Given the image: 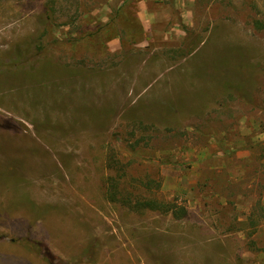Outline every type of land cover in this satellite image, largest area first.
<instances>
[{
  "label": "rangeland",
  "instance_id": "374dc122",
  "mask_svg": "<svg viewBox=\"0 0 264 264\" xmlns=\"http://www.w3.org/2000/svg\"><path fill=\"white\" fill-rule=\"evenodd\" d=\"M263 13L0 0V264H264ZM110 161L186 215L108 202Z\"/></svg>",
  "mask_w": 264,
  "mask_h": 264
},
{
  "label": "trees",
  "instance_id": "16d2710c",
  "mask_svg": "<svg viewBox=\"0 0 264 264\" xmlns=\"http://www.w3.org/2000/svg\"><path fill=\"white\" fill-rule=\"evenodd\" d=\"M252 25L255 30L262 32V34L264 35V13L258 18H254ZM112 37H115V36L112 35ZM16 56L18 57L17 54ZM222 60L223 59H220L216 65H220L221 67L226 66L227 64L226 60H223V61ZM46 68L47 70L45 72V75L48 70L50 69L53 70V68H55L61 74L71 73L70 70L66 69L65 67L59 66L56 62H52V61L47 63ZM36 71L38 72V70L35 69L34 72ZM235 71H234L235 74H237L236 69ZM239 72L240 71L238 70V73ZM72 73L74 74V71H72ZM238 80L239 81H237V79L235 80L232 79L231 81L234 84H239L241 80V76L239 75H238ZM226 83H227V80L224 81L222 85L224 86L226 85ZM240 84H241L240 86L241 88L242 83ZM111 162L112 161H110V163L108 164H110V168L114 169L113 170L114 174L109 176L106 182L107 187L105 190V197L108 202L118 203L136 212H142L144 210H149V211H157L163 214H170L175 219H181L186 215V209L183 206L177 205V203L175 202H169L161 198H158L154 192L150 193L151 191L150 187L152 186L150 181L143 182L141 180L132 179L134 180L136 184L134 186H131L130 181L125 179L126 174L124 172L119 173V169L115 167L117 164V161H113L112 165H111ZM129 186L131 187L132 190H130ZM155 186H156V189H158L159 183H157ZM139 188H143L145 189V191H142ZM247 219L249 220V225L252 228L256 229L259 224V219L255 216V213L253 210L250 213V215L247 217ZM251 243L254 244L255 242L252 241Z\"/></svg>",
  "mask_w": 264,
  "mask_h": 264
}]
</instances>
